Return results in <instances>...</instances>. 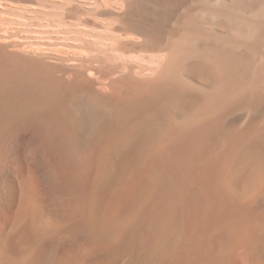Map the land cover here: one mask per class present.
<instances>
[{"label":"bare ground","instance_id":"bare-ground-1","mask_svg":"<svg viewBox=\"0 0 264 264\" xmlns=\"http://www.w3.org/2000/svg\"><path fill=\"white\" fill-rule=\"evenodd\" d=\"M61 11L0 16V264H264V0Z\"/></svg>","mask_w":264,"mask_h":264},{"label":"rangeland","instance_id":"rangeland-1","mask_svg":"<svg viewBox=\"0 0 264 264\" xmlns=\"http://www.w3.org/2000/svg\"><path fill=\"white\" fill-rule=\"evenodd\" d=\"M36 1H38V2L41 1V2L38 3ZM36 1L35 0L34 1L33 0H31V1L30 0H11V1L10 0H0V16L3 17L4 19L8 20V21H11V20L13 21V19H14L15 20L14 22H18V20L20 19L19 22L25 23L26 25L23 23L21 24V26H23V27H21V29L24 30V28H25L26 31L25 30L24 31L27 34H25L23 31V33H24L23 35L26 36V38L29 39L30 41L31 40L32 41H37V40L39 41V39L36 38L37 36L35 37V35L33 33L29 34L30 32H27V31H32L34 29L32 24L29 23L30 21L31 22L33 21L34 24H38L40 21L43 22L47 18L57 17L58 15H61L62 14L61 9L64 6H67V5H89V4H93L95 1L99 2L100 0H36ZM47 3H48V5H47ZM61 6H63V7H61ZM30 11H32V12H30ZM2 13H4V14H2ZM25 20L26 21L28 20V21L26 22ZM24 25H25V27H24ZM45 38H47V36ZM21 42H23V41L21 40Z\"/></svg>","mask_w":264,"mask_h":264}]
</instances>
